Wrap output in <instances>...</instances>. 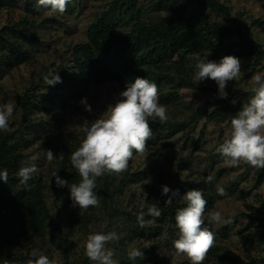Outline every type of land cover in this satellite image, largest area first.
<instances>
[{
	"label": "trees",
	"instance_id": "trees-1",
	"mask_svg": "<svg viewBox=\"0 0 264 264\" xmlns=\"http://www.w3.org/2000/svg\"><path fill=\"white\" fill-rule=\"evenodd\" d=\"M78 1L80 0H71L67 10L77 7ZM192 1L196 6L191 12L170 15L162 11L170 10L173 3L160 0L157 2L158 11L153 15L147 13L144 0H111L91 18L86 39L70 44L63 62L54 71L47 70L38 78H33L21 93L15 95L21 117L10 119L9 124L14 131L0 132V171L7 169L9 174L8 183L0 180V264H25L31 258L30 253L34 248L40 249L54 260L50 244L61 249L62 261L55 260L56 264H90L87 256L80 262L70 261L67 256L71 248L70 238L84 218L88 217V209L79 216L72 205L69 189L57 187L54 178L51 187L55 197H60L61 191H64V197L71 204L68 225L64 229L51 213L39 173H34L29 180L28 190L20 184L16 173L22 162L27 161L25 151L38 142L42 150L55 152L58 175L70 184L78 183L80 178L72 167L69 156L79 147L84 136L72 129L64 132L56 124L69 112L68 106H72L76 99H81L89 85L111 81L125 90L126 83L134 82L136 77L155 83L159 90V100L165 106H177L181 102L182 87L210 91L217 97L214 100L207 99L197 107H189V111H179L185 113L183 116L173 111L168 114L166 123H161L158 119L150 120L153 135L147 143L144 156L134 154L127 170L119 175L105 174L97 178L94 191L97 193L101 189L105 206H108L109 200H113L115 195L135 198L133 207L128 211L122 210V213L132 221L126 227L131 233V240L144 242L139 247L144 257L127 259L123 264H158L151 258L153 253L157 250H161L163 254L168 250L175 251L173 242L179 238L175 214L178 209L186 207V203L177 197L171 205H164L167 197L161 195L162 185L173 190L179 189L181 196L193 188L203 191L207 200L205 226L215 234V244L203 264H222L228 258L222 235L213 223L208 222L210 209L220 199L215 181L205 183V178L181 179L179 169L182 157L178 161H170L174 168L170 171L159 169L156 160L164 154L165 148L177 142L178 134H191L192 126L199 119L215 123L231 121L252 95L247 89L233 86V81H229L230 84L225 89L227 98H220L215 81L206 79L197 83L194 80L197 61L219 62L226 55H234L238 58L253 57L254 63L264 66V43L254 38L251 30L243 26L242 20L232 14L226 3L220 0ZM16 6L26 12H39L36 0H0V8ZM211 13L216 18L209 19ZM221 17L229 23L223 22ZM26 22L24 20V23H13L0 28V82L9 70L32 60L34 52L29 49V43H41L36 30L45 21L37 25L33 22L26 25ZM254 23L264 30L263 19L259 18ZM30 26L34 28L31 30ZM63 67L70 70L64 72L61 69ZM70 71L75 75L73 79L69 76ZM55 72L62 82L47 86L44 77ZM202 82L208 84L202 85ZM65 84L69 94L59 91ZM233 99L237 100L235 105L231 103ZM0 103H5V100L0 98ZM43 127L44 133L39 135L41 138L30 135L29 129L36 131ZM223 141L210 150L205 160L221 157L215 149ZM61 153L63 159L59 158ZM137 157H141L142 161L136 163ZM31 163L37 165L35 162ZM244 165L243 178H246L247 173L254 168ZM223 170L224 168L220 169L216 176H220ZM164 172L170 175V181L165 179ZM263 182L264 169L257 168L254 189ZM139 188L140 192L137 193ZM250 192L253 191H248L247 194ZM145 202L158 203L162 214L155 218V223H146L141 227L137 221V213L140 205ZM259 209L264 210V202ZM114 210L116 215L120 209L116 207ZM249 217L251 222L255 220L254 216ZM149 219L152 218L145 217V220ZM251 222L246 229L251 230ZM259 240L264 242V235ZM182 258L176 264H191L187 257ZM243 264H264V256L247 260Z\"/></svg>",
	"mask_w": 264,
	"mask_h": 264
},
{
	"label": "rangeland",
	"instance_id": "rangeland-1",
	"mask_svg": "<svg viewBox=\"0 0 264 264\" xmlns=\"http://www.w3.org/2000/svg\"><path fill=\"white\" fill-rule=\"evenodd\" d=\"M111 0H80L77 7L67 10L64 14L52 13L49 9L39 7L38 13L26 12L21 7L0 8V28L4 25L13 23H30L43 24L36 30V35L41 40L39 45L28 44L30 50L34 52L31 61L17 66L6 73V76L0 82V98L5 103L13 102L16 107L14 109L13 118L21 117L20 107L15 98L16 94L21 93L31 82L33 78H38L45 71H54L64 59L66 49L70 44L85 40L88 24L93 16L105 8ZM160 0H144L147 4V13L156 15L158 11L157 2ZM173 3L168 11H162L165 14L189 13L196 3L192 0H167ZM226 3L232 14L238 16L245 28H249L254 38L264 43V30L254 23L257 19L264 20V0H220ZM216 18L214 13L210 14L209 19ZM46 19V20H45ZM48 19V20H47ZM225 23H229L225 18L221 17ZM34 26H30L32 30ZM241 61V71L243 75L240 79L233 81V86L242 89L250 87V79L257 73H264L262 64L254 63L253 57L239 58ZM62 71L70 70L68 67L61 68ZM69 76L73 79V71L69 72ZM77 82V81H76ZM68 83V82H66ZM202 85L208 82H202ZM230 82H228V85ZM216 86V84H214ZM59 91L68 93L67 84ZM123 89L115 82L103 81L89 85L84 91L81 99L74 101L59 124L64 132L69 129L76 130L79 135L84 136L81 128L84 120L89 122L100 118L107 111L109 105H114L120 99L119 93ZM181 102L177 106H166L168 114L177 112L178 115L184 114L179 111H189V107H197L201 102L209 99H216V95L210 91L203 92L199 89H191L182 87L180 89ZM82 98H86L87 104L91 106V112L85 110V106L81 104ZM160 102V100H159ZM162 104V102H160ZM176 111V112H175ZM47 113V111H45ZM231 121L220 123L210 122L204 118L199 119L193 126L191 134L181 133L176 136L177 142L170 147L164 149V154L157 160V166L163 171L173 170L171 160L178 161L182 157V165L180 164L179 177L181 179H202L208 175L214 176L216 187H223L226 195L220 196L209 212L219 210L222 212L224 219L230 220L228 224H214V227L222 236V243L225 245V251L228 252V258L222 264H243L245 261L255 257L264 256V242L259 240L264 235V210L259 209L261 203L264 202V182L256 190L254 189L255 176L257 168L245 173V165L241 163L237 167L227 166L223 159H206V155L219 142L225 140L231 132ZM44 127L36 131L29 129L30 135L42 137ZM27 153V161L35 162L37 165V173L41 176L42 183L47 195V202L50 206L51 213L55 221H59L61 226L66 229L68 225L70 202L64 197L65 192L61 191L60 197L56 198L52 190V182L55 177L53 172H57L56 159L49 162L46 159V151L42 150L40 144L35 142ZM55 155V152H53ZM136 163L141 162L142 158H135ZM224 168L220 176H216L220 169ZM165 179L170 181V175L164 172ZM248 191H253L247 194ZM140 192V188L136 190ZM136 193V194H137ZM100 198L99 206L88 208V217L84 218L82 224L77 231L71 236V248L67 254L70 261L80 262L85 255V242L89 234L94 232H116L120 239L107 245L114 251L113 259L118 264H123L128 258V250L130 247H141L143 241L131 240V233L127 230L132 221L123 211H128L133 207L135 198L123 195L113 196V200H109L108 206L102 202L103 195L101 189L97 191ZM262 199V201L260 200ZM251 205V206H250ZM119 207V213L115 215L114 208ZM75 210L79 216L86 209H80L78 206ZM250 216H254L255 220L251 222ZM251 230L246 229L250 224ZM151 244V241H148ZM53 249V258L56 261H62L61 249L56 245L50 244ZM166 254V255H165ZM165 254L161 250H157L151 255L154 262L158 264H176L181 261L183 256H178L175 251L168 250ZM165 255V256H163ZM90 264L94 262L90 261Z\"/></svg>",
	"mask_w": 264,
	"mask_h": 264
},
{
	"label": "clouds",
	"instance_id": "clouds-1",
	"mask_svg": "<svg viewBox=\"0 0 264 264\" xmlns=\"http://www.w3.org/2000/svg\"><path fill=\"white\" fill-rule=\"evenodd\" d=\"M70 2L71 0H36L38 6L59 14L67 11ZM242 75L240 59L234 55H226L219 62L198 60L193 78L197 83L206 79L215 81L219 97L227 98L225 89L228 82L238 80ZM44 81L47 86L62 82L56 72L46 75ZM247 91L252 93L250 99L231 119L230 135L215 151L229 167H237L243 163L264 169V73L251 77ZM119 96L120 99L114 105H109L100 118L83 122L81 130L84 138L69 156L70 163L80 178L79 182L70 184L57 175V172L52 173L57 187L69 189L73 207L88 209L99 206L100 198L94 191L97 178L105 174L119 175L125 172L134 154L144 156L147 151V143L153 135L149 121L158 119L161 123H166L169 119L167 107L159 102L158 86L146 78L136 77L134 82L126 83L125 90ZM231 103L235 105L237 100L233 99ZM81 104L86 111L91 112L86 98H82ZM15 107L13 102L0 103V132L14 131L9 122ZM56 158L51 150H46L49 162ZM59 158L63 159L62 153ZM37 171L36 165L31 161L22 162L16 175L25 190L29 189L28 182ZM8 179V170L0 171V180L8 183ZM213 180L214 176L210 174L204 182L211 183ZM217 192L220 196L226 195L223 187H218ZM161 195L167 197L164 205H171L177 197L186 203V207L178 209L175 214V224L179 230V238L173 242L176 254L187 257L191 264H203L215 244V234L205 226L207 200L203 191L193 188L181 196L179 189L173 190L162 185ZM161 214L158 203L145 202L140 205L137 221L144 227L146 223H155V218H159ZM146 216L152 219L145 220ZM208 222L228 224L231 221L224 219L221 211L213 210L208 213ZM119 239L120 236L114 231L91 233L84 245L85 255L94 264H118L113 259L114 251L107 245ZM127 255L130 260L144 257L143 251L137 247H130ZM30 256L25 264H56L55 260L38 248H34Z\"/></svg>",
	"mask_w": 264,
	"mask_h": 264
}]
</instances>
